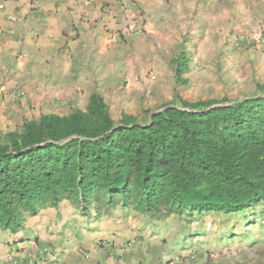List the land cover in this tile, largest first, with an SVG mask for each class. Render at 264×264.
Returning a JSON list of instances; mask_svg holds the SVG:
<instances>
[{
	"label": "trees",
	"instance_id": "16d2710c",
	"mask_svg": "<svg viewBox=\"0 0 264 264\" xmlns=\"http://www.w3.org/2000/svg\"><path fill=\"white\" fill-rule=\"evenodd\" d=\"M188 60L174 62L186 85ZM229 102L175 97L147 120L115 122L93 93L84 110L41 115L0 132V230L67 201L81 214L117 207L164 221L240 214L264 201V88Z\"/></svg>",
	"mask_w": 264,
	"mask_h": 264
},
{
	"label": "crops",
	"instance_id": "0c3cea01",
	"mask_svg": "<svg viewBox=\"0 0 264 264\" xmlns=\"http://www.w3.org/2000/svg\"><path fill=\"white\" fill-rule=\"evenodd\" d=\"M218 5L264 13V0H0V107L17 103L22 117L67 116L93 93L108 106L126 92L134 68L140 76L153 70L154 52L170 58L167 45L188 20L215 22ZM184 220L154 221L119 207L81 214L63 201L17 233L0 230V264H203L196 242L186 244Z\"/></svg>",
	"mask_w": 264,
	"mask_h": 264
},
{
	"label": "rangeland",
	"instance_id": "374dc122",
	"mask_svg": "<svg viewBox=\"0 0 264 264\" xmlns=\"http://www.w3.org/2000/svg\"><path fill=\"white\" fill-rule=\"evenodd\" d=\"M223 9L218 5L212 23L188 20L186 33L167 45L170 58L163 59L154 52L149 73L140 76L139 69H133L123 83L124 88L128 85L126 92L109 101V113L115 122L123 113L132 115L130 111L139 122H145V111H156L175 97L186 102H233L257 94L258 86L264 88V13ZM179 50L188 60V72L183 75L186 85L176 84L174 77L175 52ZM14 104L12 108L0 107L1 133L17 130L25 121L38 120L32 113L31 118L22 117ZM186 219V244L189 247L196 242L195 253L207 259L203 264H264V201L240 214L210 212ZM102 242L112 245L100 240L97 246ZM131 244L129 241L126 246ZM41 247L43 254H51L49 245ZM83 254L86 258L90 252ZM187 259L181 262L188 263Z\"/></svg>",
	"mask_w": 264,
	"mask_h": 264
},
{
	"label": "built area",
	"instance_id": "2783aa9c",
	"mask_svg": "<svg viewBox=\"0 0 264 264\" xmlns=\"http://www.w3.org/2000/svg\"><path fill=\"white\" fill-rule=\"evenodd\" d=\"M0 8H2V6H0ZM108 245H110V244H109V243H106V242H102V243L100 244L101 247H106V246H108ZM82 256L85 257L86 255L82 253Z\"/></svg>",
	"mask_w": 264,
	"mask_h": 264
}]
</instances>
